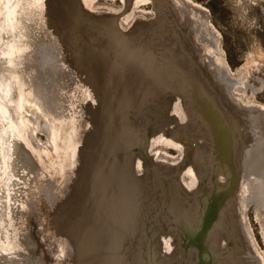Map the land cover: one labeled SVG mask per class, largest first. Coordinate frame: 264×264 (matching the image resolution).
<instances>
[{
  "label": "rangeland",
  "instance_id": "obj_1",
  "mask_svg": "<svg viewBox=\"0 0 264 264\" xmlns=\"http://www.w3.org/2000/svg\"><path fill=\"white\" fill-rule=\"evenodd\" d=\"M46 1L47 4L44 5V3H46L45 1L36 2L33 0L34 4L32 3L30 6L27 4L25 6L15 5V3H13L14 0H4L5 4L3 1L0 2L5 8L7 5L10 10L7 19L9 24L5 25L6 27L2 33L0 32V44H2V35L4 38L8 37L7 33H11L13 36L11 41L5 42V44L3 43L4 48L7 49L6 52L10 55L8 57V78L11 80L9 95L11 99L9 104L12 107L10 114H12V117L15 119L14 121L11 119L8 121V128L11 131V139L20 142L28 153L27 156H24L30 160L31 163V167L27 164L25 165L24 172H21L23 171V166L22 169L14 165L13 167L10 166L8 161L13 163V154L9 157L8 163L5 161L4 169H2V162L0 163V264H14L13 261H16L15 264H121L118 259H121V256L124 255V251H122V249H117L118 243L116 241L120 239L122 243L125 242V245H128L125 250L127 252L129 251V242L127 241V237L121 238V236L117 235V231L119 230L117 224L119 218L115 220L111 217H106L108 221L105 232L103 231V233L98 234V228L101 227L103 223L98 221L99 217L94 215L92 208H95V211L102 214V216L103 214L107 215L108 212L109 214L112 212V216H116L114 213H116L119 208H123L118 202L123 201V188H121V186H123L122 183H124V173H126L127 176L128 172L132 174L133 179H135V177H140L141 180L144 181V190L146 189L149 195L150 193L153 196L156 194L155 198H153L156 201L157 193L159 194L160 191L159 189L156 191L155 187L151 185L148 173L153 170L157 178L162 179L164 177L161 173L165 174L173 170L178 171L179 169H181L178 171L180 172L179 194L182 193V196L180 198L177 197L175 203L179 209L177 217L182 227V219L189 214L187 213L189 212V209L186 207L187 204H183L184 201L186 203L188 200L186 196L192 195V193L194 195V190L199 189L203 192L202 198L206 195L203 199L206 198L205 201H208L210 196L204 194L205 191H207L209 187L212 189L220 188L217 203L213 202L216 206L214 212L217 213L218 219L216 223L211 226L210 237L206 235L204 239L201 238L202 233L206 232L205 228H207L206 225L208 224V221L206 225L202 224L205 219H209L208 216L205 217L207 210H205L203 215L199 214L200 217H194V220L200 221L202 230H198V232L194 233L187 231L188 236L186 235V237L194 242L196 241L198 246L208 241V245L206 244L205 248L209 247L210 249V245H212L211 247H214L216 259L219 263L223 264L224 260L220 257H223L225 254L221 255V251L219 250L223 249L224 252L227 250L228 252H225L226 254H233V252H231L233 247L228 246V241L234 240L235 235L236 238H238L239 233L244 232V238L242 235L240 238L244 239L245 245L251 248L253 252L252 256L255 257V264H264V205L259 206L260 208L257 210L255 208L257 205L250 201V203H247V206L244 205V207H242V202L239 201L242 197H246V194L241 197L240 195H242V192L240 194L236 193L238 191L236 178L232 176L225 179L222 178L224 176V170H216V172L218 171L217 179H208V181L203 182L205 180L204 178L202 181L199 179L198 174H195L196 172H194V170L191 172L189 167L187 168V157H182L183 155L179 150L181 149L183 154L186 155L185 148L180 147V144H176L178 141L176 136L168 133L170 129H172L171 127H173L170 123H179V119H177L176 115L177 111L171 95L160 93L159 96L152 98L150 103L141 106L137 112H135L137 114L127 115L129 117L125 119L124 113L122 117L119 113L118 117L120 116V119L123 120L121 122L115 120L117 116L115 114V107L113 106L114 102L110 94V82L108 78L109 68L113 66V61H119L125 54L130 56L126 52L129 54L138 52L140 50L138 48L139 44L146 42L152 43L157 39L158 36L155 37L154 35L155 30L152 29L151 23L149 24V20L153 17V7L151 3L149 1H143L138 2L136 5L131 3V6L130 4L128 6V4H123L121 0ZM182 1L186 7L204 16L207 28L216 38L217 53H219V56L223 57L228 72L232 74L233 77L241 79V81L246 80L248 84V87L245 88L246 90H243L241 93H236V101L233 102L234 109H236L238 103L241 104L242 100H250L249 102L264 105V86H261V81L264 83V0ZM23 2L28 3V0H24ZM46 8L47 10H44ZM126 9L130 10L126 11ZM19 10H23L22 16L24 12L32 15L29 16V19L23 16L25 20L29 21L27 22L28 29L25 28L24 44H27V46L30 45V41L33 39L32 42H34V46L32 50L36 51L35 49H37V51L40 50L39 52H41L33 53L31 62L32 69L38 68L39 70L43 69L48 72L46 86L47 94L52 92L53 96H55L59 102L63 101V105L66 107V109L64 108V116L61 125L56 126L58 121L56 124L53 121V140L50 138L48 139V135L43 131L44 122L47 120L49 121L52 117L48 115V112L47 114L44 112L43 107L38 102L37 96L35 100L38 105L37 110L40 114L38 118L39 121H37L36 127L31 130L29 135L27 132L26 104L33 93L32 90H29L28 93L27 89H20L17 85L18 82H22L21 80H23L22 76L18 77L16 74L17 71H15V69H18L17 62L22 60L23 57L20 56L27 55L26 53H28V49H24L23 53H20L21 55L15 52V49L22 46V44L18 43V38L20 37L19 32L17 37H14L15 33L12 32L13 27L20 25L18 13L19 16L21 14ZM127 14L130 15L128 16ZM61 17L62 19H60ZM54 18L56 19L54 22L57 23V26L53 29L54 37L46 42V40L39 38L40 33L37 31L43 23L45 26L47 25L48 29L51 28V25H53L52 19ZM152 24L156 25L155 21H153ZM47 28L45 27V29ZM48 29L46 30V34L51 36L52 33ZM54 30L59 31L60 35H55ZM136 31L138 32L136 33ZM36 33L39 37L35 38V36H37ZM42 33L44 32H41V35ZM94 36H97V38L95 39ZM105 39L107 40L105 41ZM164 39L165 38H163L162 41L159 39L156 40L157 42H154L153 45L155 48L153 49L155 51L161 48L163 42H165ZM120 40L122 41L120 42ZM213 45L215 44L210 46L214 47ZM212 52L210 54H212ZM42 53H48L49 55H47L49 57L53 54L51 58H53L54 61L50 60L48 65H44L42 60H45L44 57L48 56ZM150 61L152 62V59ZM135 62H138L136 58ZM151 62L148 63L149 66L145 67L146 70L144 72L148 73V67L152 66ZM128 70L132 71V69ZM119 73L124 75V77L116 76L117 85L120 87L119 89L117 87L120 97H123L125 94L124 92H126V90L123 89L129 87V84H131V90L128 89L127 91L129 95L138 90L135 84L127 81L131 80L130 77H132L129 75V72ZM156 75L160 77L161 83V80H163L165 76H160L158 74L154 76ZM132 78L142 83L138 77ZM121 81L125 82L122 83ZM149 85L151 86V84ZM252 88H257L258 91L253 92ZM91 91L93 92L92 94L90 93ZM143 91L147 92V89L144 88ZM27 94L26 101L25 97ZM146 95L148 94L146 93ZM178 100L181 102V99L178 98ZM161 104H167V107L165 108L166 105L163 106ZM41 114H43V118H41ZM57 116L60 117V115ZM72 118L75 120V124L80 125H75L74 128H71L69 123L72 122ZM169 120L171 122H169ZM118 122L122 127L120 130L116 127ZM184 123L183 120L182 124L187 125V123ZM236 126V122H232L230 126L233 128L234 133H236ZM137 127L140 129L143 128L141 136L139 137L140 134L138 135L136 143H131L130 141H132V139L134 140V137H125L123 132H125L126 128L131 130V128L138 129ZM121 130L122 132H120ZM143 137L144 145L142 148H138L137 145ZM128 138L131 140H128ZM200 138L201 144L205 142L207 145V140L202 133ZM55 140L57 142H55ZM224 141L225 143L222 145L217 139L215 144L219 153V158L223 160L224 157L222 154L224 150L229 152L230 146H234L238 139L228 134ZM104 142H106V144H104ZM49 143H51V145ZM183 143L182 146H184ZM192 143L193 142L188 141L187 144H184L185 146H189ZM171 144L178 145L179 149H175V146ZM148 148L149 150L152 149L149 151ZM189 149L191 150L192 148L189 147ZM194 151L192 150V153ZM227 152L225 155H227ZM2 157L4 158V155H2ZM21 161L22 160H20V162ZM181 162L185 163V165H182ZM225 162H227V160ZM98 163L100 165H98ZM76 166L79 167V175L77 174L78 169L75 168V170H77L70 180L68 173L74 172L73 167ZM230 166L231 172L233 173L236 165L230 164ZM9 167H11L14 172L11 171ZM111 167L115 168L112 170ZM17 168H19V172L16 173ZM87 168L89 173L88 170L84 171V169ZM197 168L199 167L197 166ZM129 169L130 171H127ZM123 170L125 172H123ZM82 171L84 172L82 173ZM5 173H7V176H4ZM190 173L193 174L191 175ZM193 175L196 176L195 178L197 180L196 183L194 182L195 185H192L194 187L190 186L192 182L191 176ZM128 177H130V175ZM114 178L119 179L118 182L122 180L121 184L117 183L118 185H115L116 187L113 186L115 182L113 183L111 181H113ZM36 179L39 181L38 183ZM61 179H63L64 182ZM73 179H75V181H72ZM130 180L129 178V184ZM167 183L170 185L169 182ZM212 184L213 186L211 187ZM125 186L128 187L127 184ZM161 192L163 193V190H161ZM183 192H185L186 195ZM145 195L144 192V196ZM138 198L141 199L142 197ZM143 199L144 198H142L139 202L140 204L133 209L130 207L131 201L128 203L129 199L127 198L126 203V199L124 198L125 207L122 209V211L125 212L127 208L129 213L133 210L131 218L138 223V225L135 223V226L140 227L142 232L144 231L139 236L134 235L137 237H135L136 241L139 239L138 237L144 236L143 240L145 238L144 243L147 245V238L148 236L151 237L152 242L148 243L149 246H147V249L149 247V252L153 259L157 260L159 258L160 261V257H157L159 256L157 253L158 250L156 251L155 249V246H158L160 249V245H158L160 243L166 255H170V251L176 252L173 255V259L170 257L171 262L168 264H177L178 262L182 264L180 261H188V254L186 252H182L181 249H178V251L173 249L170 229H174L173 227H175L176 221L173 219L170 223L169 219L167 220L165 218L164 214H166V211L164 207L161 208L159 206L158 201L157 203L160 209L158 208L157 210L155 205L153 207L154 209H152L151 207L153 205H149V203L145 202ZM116 204H118V206ZM134 204L135 203H133V205ZM127 205L129 207H127ZM142 205L144 206V211ZM145 206H147L148 209ZM155 209L159 213H162L159 214L161 219H158L156 212L154 213V211H156ZM224 212H226L227 217L229 215L227 231L231 233V236L227 237L225 234V236H223L225 240H219V244L216 243L214 246L213 237L215 236L213 234L216 233L215 227L218 225L217 222H219V219H221L219 217L224 216ZM202 217L203 219H201ZM115 218L117 219V217ZM160 224L166 226V228L159 233L158 226H160ZM85 226L87 227L86 229ZM138 227H134L133 231H137ZM74 229H77L78 232ZM185 229L187 230V228ZM190 236H193L194 239ZM136 241L135 243H137ZM153 241H155V243ZM120 243L121 242H119V244ZM136 246L137 245L131 246L132 249H135L130 250L133 254H136ZM181 248L183 247L181 246ZM182 250L185 249L183 248ZM198 252L201 253L199 254L201 257L199 258L197 254L196 256H192L190 258V260H193L192 264L198 259H200L198 260L200 263L208 261L209 256L213 255L210 251L205 252V250H203ZM116 258L117 260H115ZM127 259L129 263L133 264L146 263L145 258L139 255L129 256ZM240 259L242 260V258Z\"/></svg>",
  "mask_w": 264,
  "mask_h": 264
},
{
  "label": "bare ground",
  "instance_id": "obj_2",
  "mask_svg": "<svg viewBox=\"0 0 264 264\" xmlns=\"http://www.w3.org/2000/svg\"><path fill=\"white\" fill-rule=\"evenodd\" d=\"M23 1L24 0H14L13 3H15V5L18 4V5H22V6H25L26 4L29 6L32 3L34 4L33 0H28V3H24ZM121 1L125 5L128 4V6H129V4L131 6V3L136 5L138 2L149 1L153 7V11H152L153 17H151V19L149 20V24L151 23L152 29L155 30L154 31L155 37L158 36L157 39H155V41L159 40V39L162 41V39L165 38L164 39L165 42H163V45L161 46V48L157 49L156 51L153 50V48H155L153 45L155 41L152 43L146 42V43L139 44L138 48L140 50L138 52H136V53L133 52L131 54L126 52L131 57L127 56L125 54L123 56V58L120 59L119 61L114 62L112 60L113 66H110V68H109V71L112 75L111 77H109V79H110V85L109 86H110V92L112 94L111 97H113V99H112V101L114 102L113 106L115 107V110H116L115 114H116L117 118H119V119H117L115 117V120L116 121L119 120V122H121L123 120V119L122 120L120 119V116L118 117L119 113H120L121 117L124 113L125 116L124 115L123 116L125 117V119L127 117H129L130 114H134V115L137 114L135 112H137V110L141 106H143L144 104L150 103L152 101V98L159 96V94L163 91H169L171 93V97L173 98V104H174L175 109L177 111L176 115H177V119H179L178 120L179 123H177V124L176 123L174 124V122H172V124L170 123V125H172L173 127H171L172 129H170V131L168 133L170 135L176 136L178 139L176 144H178V145L180 144V147L185 148L186 155L183 154L181 149H179L178 145L171 144V145L175 146V149L180 150V152L183 155L182 157H185V156L187 157V161H186L187 168L189 167V170L191 172H192V170H194V172H196L195 174H198L199 179H201L202 181L204 178L205 180L203 182L208 181V179H210V180H213V178L217 179L218 178V171L224 170L223 171L224 176L222 178L225 179V178H229L230 176L236 178V186H238V191L236 193L240 194L242 192V195H240L241 197L244 194H246V197H242L241 200L239 201V202H242L241 203L242 207H244V205L247 206V203H250V201H251L252 203L257 205V206H255V208L258 210L260 208L259 206L264 205V105H258L255 102L254 103L249 102L250 100L249 101H243L242 100L241 104L238 103V106L236 107V109H234L235 107H233L234 106L233 102L236 101L235 100L236 99L235 98L236 93H241V92H243V90H246L245 88L248 87V84H247L246 80L241 81V79H237V77H233V75L230 74L228 71L226 72V74L222 73V70L224 71V69H223V65H222V61H221L222 58H221V56H219V53H217L218 51L216 49L217 48L216 38L213 36L211 31L207 28L204 16L199 15L198 13H195L194 11H192L191 9L186 7L182 0H121ZM128 10H130V9H128ZM128 10L126 9V11H128ZM19 11H20L21 15L19 16V13H18V19H20L22 21V24H24L28 20H25L24 17L22 16L23 10H19ZM23 14H24V16H28L27 19H29V16H32L31 14L26 13V12H24ZM154 17H155V20H154ZM152 18H153V21H155L157 26L155 24L154 25L152 24L153 23ZM44 21H46V20H44ZM43 26H45L44 23L40 28H42ZM45 27L47 28V25ZM48 30L52 33L51 36L49 34H48L49 36L47 35L49 37V39H51L52 37H54L53 36V28H49ZM134 30H136V29H134ZM128 32H126V33H128ZM137 32L138 31H136V33ZM131 33H132V31H131ZM54 34L56 35L55 30H54ZM39 38H41V37H39ZM96 38H97V36L95 37V39ZM106 40L107 39H105V41ZM121 41L122 40H120V42ZM126 41H127V39H126ZM42 43H44V42H42ZM50 43H48V44H50ZM37 44L39 45L38 41H37ZM209 44L210 45L215 44L216 46L213 45L214 47H212ZM35 45H36V43H35ZM122 46H124V45H122ZM117 47H119V46H117ZM211 48H212V51L214 49L213 52L211 51ZM146 49L148 51L154 52L156 55H154V53H152V57H151V55L149 56L148 53L144 52V50H146ZM35 50L36 51H34V52H37V53L40 51V50L37 51V49H35ZM128 51H129V49H128ZM211 52H212V54H210ZM39 53H41V52H39ZM42 54H46V53H42ZM135 58L137 59L138 62H135ZM151 59H152V62L150 61ZM42 61H44V60H42ZM149 62L152 63V66L148 67L149 69L147 72L152 74V75L144 72L146 70L145 67L149 66V64H148ZM17 64H18V62H17ZM60 64H61V62H60ZM139 64H141V65H139ZM194 65H196L195 68H194ZM192 66L195 69L196 73L192 69ZM128 69H132V71H130ZM156 71H157V73H156ZM119 72H121V73L122 72H129L130 73L129 75H131L132 77H138L139 80L142 81V83L139 81L138 82L137 81L132 82L133 84H135L138 87V90L134 91V93H131V95H129V92L127 93V91H128V89L131 90V88H130L131 84L128 83L130 86L127 87L126 89H123V90H126V92H124L125 94L123 93L124 94L123 97H120V93L118 91V89L120 87L117 85L116 76L124 77V75L120 74ZM154 73L158 74L160 76H162V75L165 76L164 79L161 80V83H160V77L157 75L154 76L155 75ZM188 76L192 80L193 85H192V82L190 80L187 81L185 79V77H188ZM185 80H186V85H185ZM127 81L130 82V80H127ZM121 82L123 83L125 81H121ZM183 82H184V84H183ZM95 83H96V81H95ZM204 83L208 86L209 89L205 88ZM149 84H151V86ZM263 84L264 83L261 81V86H264ZM17 85H18V88L21 89V86L23 85V83L18 82ZM196 85L198 86V88H200L199 92H194L196 87H197ZM192 86H193V90L191 88ZM194 86H196V87H194ZM117 87H118V89H117ZM144 88L147 89V92L143 91ZM252 90H253V92L258 91L257 88H252ZM27 91L29 93V89H27ZM32 92H33V90H32ZM90 93L92 94L93 92L91 91ZM146 93L148 95H146ZM30 94H32V93H30ZM33 95L31 96V98H29L28 101H27L28 94L25 97V99L27 101V104H26L27 115L26 116H27V124H28L27 125L28 135L30 134L31 130L36 127L37 121H39L38 118H39L40 114H39V111L37 110L38 105H37V102L35 100V98L37 96L38 102L43 107L44 112L46 114L48 112L49 113L48 115L50 117H52V119H50L49 121L47 120L44 122V124L43 123L42 124H43V131H45L46 134L48 135V139L50 138L51 140H53L54 135L52 134V131H53L52 128H54V126L52 127V124H53V121L55 122V124L58 121L56 126L61 125V122L63 121V116H64V108L66 109L65 105H63L64 102L63 101L59 102V100L56 99L55 96H53L52 92L48 93L47 98H43V96L41 98L36 93H33ZM237 95H239V94H237ZM178 98L181 99V102L178 100ZM210 101H211V103L208 104ZM71 102H72V100H71ZM60 104H61V106H60ZM161 105H163V106L166 105L165 108L167 107V104H161ZM210 105H211V108H210ZM212 107L214 108L213 109L214 112H215V107H216V112L219 114L218 120L212 116L213 114L211 115V113L209 112V108L212 109ZM81 108H83V107H81ZM82 114H84V113H82ZM57 115H60V117H58ZM127 115H129V116H127ZM41 118H43V114H41ZM105 119H106V117H105ZM183 120L185 123H187L188 126L182 124ZM72 122L69 123L71 128H74L75 125H78V124H75V120H73V118H72ZM119 122L117 123L116 127L119 128V130H120V128H122V127L120 126ZM169 122H171V121L169 120ZM232 122H236V125H237L236 126L237 128L235 130L236 133H234L233 128L230 127L232 125ZM130 127H132V126H130ZM142 129L143 128H141V129L140 128H138V129L131 128V130H130L129 128H126L125 132H123V135L125 137H127V136L134 137V140L132 139V141H130V142L136 143V141H137L136 138L138 137L139 134H140L139 137L141 136ZM126 130H127V132H126ZM120 132H122V130ZM201 133L204 136V138L207 140V145L205 142H204V144L203 143L201 144V138H200ZM227 133L230 136L232 135L235 139H238L236 144L233 143L234 146H232V151H233L232 154L234 157V163L232 162V155L230 154V151L227 152V155H228L227 162L224 161L225 158H224V160L222 158H219V153H218L216 145H215L217 142V139L223 145L225 143V141H224L225 137L228 136ZM216 135H217V137H216ZM114 136H115V134H114ZM96 139H97V137H96ZM122 139H124V138H122ZM122 139H121V141H122ZM187 139H189V140H187ZM128 140H131V139L128 138ZM143 140H144V138H142L140 140V142L138 143V146H137L138 148H142ZM94 141H95V139H94ZM188 141H191L193 143L191 145L188 144L189 146H185V144H187ZM55 142H57V141L55 140ZM182 143L184 146H182ZM49 144L51 145V143H49ZM104 144H106V142H104ZM113 145H114V143H113ZM62 146H63V144H62ZM93 146H94V144H93ZM103 147H104V145H103ZM189 147L192 149L190 150ZM148 150H149V148H148ZM192 150L193 151L195 150V151L192 153ZM23 155H25V154H23ZM227 155H225V156H227ZM107 158H109V157H107ZM114 158H115V156H114ZM21 160H22L21 162L20 161L17 162V159L14 156L13 161H12L13 165L15 167H19L20 169H22V166L26 165V164L31 167L30 160H28L25 156L23 158H21ZM82 160H83V158H82ZM102 160H103V158H102ZM111 160H112V158H111ZM181 164L185 165V163H183V162H181ZM199 164L201 165V167ZM230 164L236 165V168L234 169L233 173L231 172ZM98 165H100V164L98 163ZM111 166H112V164H111ZM197 166L199 168H197ZM97 167H99V166H97ZM128 167H129V164H128ZM75 168L78 169V170L76 169L77 174L79 172V167H77V166L73 167L74 172L68 173L70 180L74 176V173L76 171ZM113 168H115V167H113ZM113 168H112V170H113ZM87 170H88V168L84 169V171H87ZM179 170H181V169H179ZM216 170H218V171L216 172ZM84 171H82V173ZM127 171H130V169ZM178 171L173 170V171L165 173V174L161 173L162 176L164 177L162 179L157 178L156 174L153 173V170L148 173L149 174V181H151V185L157 186V189H159L160 192H161V190H163V193H164L163 198H165V202H166L163 206L164 210L166 211L165 212L166 214H164L165 218L167 220L169 219L170 223H171V220H173V219L176 221V225H175V227H173L174 229H170L171 235H172L171 239H172L173 249L175 251L176 250L178 251V249H181L182 252H184V253L186 252L188 254L189 260L192 256H196V254L200 258L201 256L199 254H201V253L198 251H203V250H205V252L210 251L214 255L215 251L213 249L214 247H211L212 245H210V249H209V247H206V248L203 247L204 245L207 244L208 241H205L204 243H202V245L198 246L196 241L194 242L193 240H190L186 237V235L188 236L187 230L183 229V227L180 226V222H179V219L177 217V212L179 211V209L177 208L178 206L175 203V200L177 199V197L180 198L182 196V193L179 194V191H180V187H179L180 172H178ZM123 172H125V171L123 170ZM88 173H89V170H88ZM158 173H159V170H158ZM124 174H125L124 175L125 178L122 176L124 178L123 179L124 183H122L123 186H121V188H123V201L118 202V204L120 206H123V208H124L125 207L124 198L126 199L125 200L126 203H127V198H128L129 199L128 203L131 201L130 207L134 209L135 207H137L140 204L139 203L140 200L142 198H144L143 200L145 202H148L149 205H153L151 207L152 209H154L153 207L155 205V207L158 210L159 207H158L157 201H158V199H160L159 194L157 193V199L155 201L153 198H155L156 194L152 198L146 192V189L144 190V187H145L144 181L141 180V178L139 176L138 177L140 179L137 177H135V179H133L131 173L128 172L127 176H126V173H124ZM129 175H130V177H128ZM143 177H145V176H143ZM191 177H192L191 178L192 182H191L190 186H192L194 184V182L195 183L197 182L195 175H193ZM129 178L131 179L130 184H129ZM126 179H127V181H126ZM61 180L63 181V179H61ZM111 180H113V179H111ZM118 180L119 179L114 178V180L111 181L113 183L115 182V184L113 186H115V185L117 186L118 185L117 183L121 184L122 180L120 182H118ZM226 180H228V179H226ZM72 181H75V179H73ZM38 182L39 181L37 180V183ZM161 182H162V185H161ZM164 182H165V184H164ZM167 182H169L170 185ZM126 184L128 185V187L125 186ZM206 186H208V185H206ZM212 186H213V184L211 185V187ZM192 187H194V186H192ZM196 188H197V186H196ZM107 189H109V188H107ZM157 189H156V191H158ZM42 190H43V188H42ZM114 190H116V189H114ZM63 191H64V189H63ZM194 191H195L194 195L192 193V195L186 196V197H188V200L186 203L184 201L183 204L184 205L187 204L186 207H187V209H189V212H187V213H189L188 215L192 216V219H191L192 221L194 220V217L195 218L197 216L200 217V215L201 214L203 215L205 210H207L205 217L208 216L209 219L208 218H207V220L205 219L202 223L203 225L204 224L206 225V223L208 221V224L206 225L207 228H205L206 232L205 233L203 232L202 237H201L204 239L206 237V235H208L210 237L211 226L213 225V222L215 224L217 221V220H214V218H216L217 213L214 212L216 206L213 204V202L217 203L219 193H220V188L212 189L209 187V189L207 191H205L204 194H207L208 196H210L208 201H205L206 198L203 199L206 195H204V197L202 198V194H203L202 190L196 189ZM144 192L146 194L145 196H144ZM183 193L186 195L185 192H183ZM138 197H142V198L140 199ZM179 198H178V200H179ZM160 200H162V199H160ZM133 203H135V204L133 205ZM118 204H116V205L118 206ZM228 205H229V203H228ZM127 207H129V206L127 205ZM145 207H147V206H145ZM122 209L119 208L118 211L116 210L117 212L114 213V215H116V216H112L113 215V214H111L112 212H110L111 216H110L109 212L107 215L103 214V216H102V214L95 211V208H92L94 215L95 216L97 215L99 217L98 221L103 223L102 225L100 224L101 227L98 228V234L103 233V231L105 232V228L107 226V221H108L106 217H111L115 220H118V218H119V221L117 223L119 226V230L117 231V235L121 236V238L127 237V241L129 242L130 247L132 245H137L136 246L137 250L135 251L136 254H133V255H135V256L139 255L142 258L144 257L146 260L145 264H152V263L157 264V263H155L156 259H153V257H151V253L149 252V250H150L149 247L147 249V246H149V244L146 243L147 245H145V243H144V240H145V238L143 240L144 236L138 237L139 239H137V241H136L137 237L134 235L139 236L144 231L142 232L140 227L135 226V223H136V225H138V223H137V221H134V219L131 218V214H132L133 210L131 211V213H129L127 208H126L125 212L122 211ZM147 209H148V207H147ZM157 210L154 211V213L156 212L157 213L156 215H158V219H161V216L159 214H162V213H159ZM223 215L224 216L221 217V219H219V222H217L218 225H216V227L214 226L216 229V233L213 234L215 236V237H213L214 246H215V243L219 244L218 243L219 240L220 241L225 240V238H223V236H225V234L227 237L231 236V233L227 231L228 230L227 227L229 224V219H228L229 215L227 217L226 212H224ZM235 215H236V213H235ZM115 217H117V219ZM201 219H203V217ZM102 221H104V222H102ZM132 223H133V225H132ZM85 224H86V222H85ZM161 224H160V226H158L159 227L158 228L159 233L162 232V230H165V228H166V226H162ZM173 224H175V223H173ZM200 226H202V225H200ZM69 227H71V226H69ZM134 227H138V230L133 231ZM86 228L87 227L85 226V229ZM112 229H114V228H112ZM167 230H169V229H167ZM75 231H77V229ZM75 234H74V236H75ZM241 235L244 238V232H241V233H239L238 238H236V235H235L234 240H232L234 242H232L231 240L228 241L229 242L228 246L233 247V249L231 251V252H233V254H231V253L226 254L228 252L227 250L225 251L226 253L224 252L223 249L219 250V251H221V255L225 254L223 257H220L224 260L223 264H255V257L252 256L253 252L251 251V248L249 246L245 245V243H244L245 240L240 238ZM220 236H222V237H220ZM190 237L192 239H194L193 236H190ZM118 239H119V237H118ZM119 241L121 242L119 244V247L124 246V244H126L125 242L122 243V240H120V239H119ZM135 241L137 243H135ZM237 241H238V243H237ZM147 242H149V240ZM153 242L155 243V241H153ZM235 242H236V244H235ZM158 245H160V249L158 246H155V249H156V251L158 250L157 253L159 254V256H157V257H160V264L170 263L171 262L170 257L173 259V255L176 252L174 253V252L170 251V255H172V256L166 255L164 252L165 250L162 249L163 248L162 244L159 243ZM63 246H64V243H63ZM127 246L128 245H126V247ZM181 246L185 250H182L183 248H181ZM161 250H162V252H161ZM229 252H230V250H229ZM213 255L209 256L208 261L202 262V260H201V262L203 264H217L218 260L215 262L213 260ZM240 258H242V260ZM115 260H117V258ZM198 260H200V259H198ZM114 263H115V261H114ZM173 263H176V262H173ZM198 263H200V262H198ZM126 264H133V263H129L127 261ZM177 264H179V262Z\"/></svg>",
  "mask_w": 264,
  "mask_h": 264
},
{
  "label": "water",
  "instance_id": "obj_3",
  "mask_svg": "<svg viewBox=\"0 0 264 264\" xmlns=\"http://www.w3.org/2000/svg\"><path fill=\"white\" fill-rule=\"evenodd\" d=\"M1 1L4 2V0H0V2ZM35 1L36 2L37 1H45L46 3H44V5L47 4L46 0H35ZM4 4H5V2H4ZM44 10H47V8L44 9ZM9 12H10V10L8 9L7 5H6V8H5V6H3V4L0 3V32L1 33H2V31H4V29L6 27L5 25L9 24L8 21H7ZM24 17L27 18L26 16H24ZM62 17L60 19H62ZM52 20H53V22H52L53 25H51V28L53 27V29H54L57 26V23L54 22V20H56L55 18L52 19ZM27 22H29V21H26L24 24H22V21L20 20L19 21L20 25H17V27H13V30H12V32L15 33V37H17V34L19 32L20 37L18 38L19 39L18 43L22 44L21 47H18L17 49H15V52L20 54V53H23L24 49H28V53H26L27 55L20 56V57H23V58H22L21 61L18 62V66H17L18 69L17 70L15 69V71H17L16 74H17L18 77L22 76V78H23V80H21L22 83H23V85L21 86V89H23V88L26 89L27 88L29 90H33L32 93L38 94L41 98H42V96H43V98H47L48 94L46 92V86H47V81H48V72L43 70V69L39 70L38 68L37 69L36 68L32 69L31 62H32V59H33L32 55L34 53V50H32V47L34 46V42H32L33 39L30 41V45L27 46V44H24V41H25L24 40L25 39L24 35H25V30H26L25 28L28 29ZM59 24H60V22H59ZM46 30L47 29H45V27L43 26L42 28L38 29L37 32L40 33L39 36L41 37V39L47 41V40H49V37L46 34L47 33ZM41 32H44L45 34L42 33V35H41ZM55 32H56V35H60L59 31H55ZM7 35H8L7 38H4L3 35L1 36L2 37V44H0V46H1L0 47V163L2 162V165H3V167L1 165L2 169L5 168V161H6V163L9 162L10 166L13 167V163L8 161L9 157L11 156V154H13L16 157L17 162L20 161L21 158L24 157V155H23L24 153H25L26 156L28 155L27 151L23 148V146L20 144V142L16 141L15 139H13V140L11 139V133H10L11 131L8 128V121L10 119L12 121H14L15 119L12 117V114H10V112L12 110V107L9 104L10 103L9 101L11 99V97H9L10 88H11V80L8 78V75H9V72H8L9 71L8 57L10 55H9L8 52H6L7 49L4 48L5 42L11 41V38L13 39V36L11 35V33L10 34L7 33ZM26 36H27V34H26ZM36 37H38V34H37V36H35V38ZM144 52L148 53L149 56L151 55V57H152V53H154V52L148 51L147 49L144 50ZM154 55H156V54L154 53ZM221 58H222V65H223V69H224V71L222 70V73L226 74L228 69L226 68V66L224 64L223 57H221ZM49 59L54 61L53 58L48 56V57H45V60L43 61V64L44 65H46V64L48 65L50 63ZM195 66L196 65H194V68H195ZM194 68L192 66V69L195 72ZM110 76H111V73L109 71L108 72V78ZM130 79H131L130 83L134 82V80L137 81L136 79H134L132 77H130ZM185 79L187 81L190 80L192 82V80L189 78V76L185 77ZM186 80H185V85H186ZM109 82H110V79H109ZM183 84H184V82H183ZM192 85H193V82H192ZM196 86H194V87H196ZM204 86H205V88L209 89L208 86L205 83H204ZM191 88L193 90V86ZM199 89L200 88H198V86H197L194 92H199ZM161 93H164V94L167 93V94L171 95V93L169 91H163ZM110 94H111V92H110ZM111 96H112V94H111ZM112 99H113V97H112ZM210 103H211V101L208 104H210ZM210 108H211V105H210ZM210 108H209V112L211 113V115L213 114L212 116L215 117L218 120V115L219 114L216 112V107H215V112L213 111V109H214L213 107H212V109H210ZM229 151H230V154L232 155V162H234V157H233V154H232V152H233L232 151V146H230V150ZM226 152L227 151L224 150V152L222 154V156L225 158L224 161H226L228 159V155L225 156ZM2 155H4V158L2 157ZM3 161H4V163H3ZM11 167H9V169L11 171H13ZM24 167H25V165H23V171H21V172L25 171ZM17 172H19V168H17L16 173ZM6 174L7 173H5L4 176ZM154 187H155V189H157V186H154ZM150 195L153 198V195L152 194H150ZM163 196H164V194L160 192L159 193V198L162 199V200L159 199L158 201H159V205H160L161 208H163L164 204L166 203L165 202V198H163ZM143 207L144 206L142 205V208ZM143 211H144V208H143ZM219 218H221V217H219ZM191 219H192L191 215H188L187 217H184L182 219L181 225H183V228L184 229L187 228V231L190 232V233H194V232H198V230H202V227H200V221L196 220V219L192 221ZM217 219L218 218H217V215H216V218H214V220H217ZM213 224H214V222H213ZM147 239L149 240L148 243H151V237L148 236ZM117 242H118L117 248L119 250L122 249V251H124L123 252L124 255L121 256V259L118 260V261H120L121 264H126V262L128 261L127 258L129 256H133V253L130 251L132 248L129 246V251L127 252V251H125L127 249V247H125L126 245L124 244L125 246L119 247V242L120 241L117 240ZM205 246L206 245H204L203 247H205ZM132 250H135V249H132ZM213 260L215 262L217 261V259L215 257V254L213 255ZM192 261L193 260L181 261V262H182V264H192ZM13 262H14V264L16 263V261H13ZM156 262H157V264H160L159 258L156 260ZM193 264H203V263H198V261L196 260ZM217 264H221V263L218 262Z\"/></svg>",
  "mask_w": 264,
  "mask_h": 264
}]
</instances>
